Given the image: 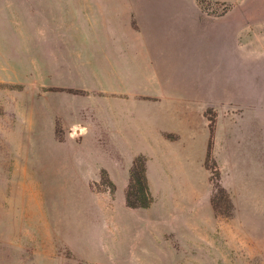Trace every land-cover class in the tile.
<instances>
[{"label":"rangeland","instance_id":"obj_1","mask_svg":"<svg viewBox=\"0 0 264 264\" xmlns=\"http://www.w3.org/2000/svg\"><path fill=\"white\" fill-rule=\"evenodd\" d=\"M188 19L197 35L181 25ZM261 19L264 0H0V264H264V143L260 152L258 141L246 144V71L264 64L255 30ZM111 34L115 47L128 48L113 65L135 76L129 81L157 88L147 76H160L159 90L201 134L206 119L214 120L212 157L230 217L213 210L203 161L197 207L183 192L177 218L155 220L147 236L136 227L118 233L106 214L115 190L103 170L96 173L98 158L74 162L59 154L54 98L42 93L66 90L49 86L75 77L57 70L67 42L94 39L83 43L94 49ZM232 118L242 124L237 152L226 137ZM61 133L56 125V140Z\"/></svg>","mask_w":264,"mask_h":264},{"label":"crops","instance_id":"obj_2","mask_svg":"<svg viewBox=\"0 0 264 264\" xmlns=\"http://www.w3.org/2000/svg\"><path fill=\"white\" fill-rule=\"evenodd\" d=\"M181 23L184 28L190 27L198 34L194 25L190 24V19ZM257 25L255 30L259 34L256 39H260L262 46L264 19ZM184 28L179 29L181 35ZM249 30L251 34L254 29ZM115 37L116 34H111L106 37L113 38L111 40L99 39V48L94 49L83 46V43H93L94 39L83 40L80 37L77 39L79 41H75L79 45L67 42L68 49L59 56L57 70L66 69L69 73L73 71L75 77L49 87L76 89L86 94L80 95L66 90L47 91L42 94L51 93L54 98L53 112L49 119L52 123L53 140L64 149L59 154L64 153L62 156L74 162L75 159L98 158L96 173L99 170L105 171L115 186L114 200L106 203L109 206L106 214L114 219L117 232H132L137 228L147 236V231L155 220L164 224L167 223V218L173 220L181 214L184 209L181 193L188 191L194 207H197V201L201 202L203 199V195L200 199L198 196L202 194L203 187L200 167L203 168L207 151L208 120L204 116V109L202 114L206 119L207 132L201 134L191 128L181 112L182 105H177L176 99L166 89L159 90L160 76H147V83H157V88L129 81L135 76L131 72L118 71L113 65L123 51L128 49L115 47L118 44ZM99 38H102L101 34ZM260 51L264 52V48ZM249 68L246 71V144L256 145L258 141L260 152L261 141L264 143V64L258 68L254 64ZM80 78L87 81L83 82ZM38 107L43 109V106ZM231 120L232 126L228 128L226 137L229 138L228 134L232 136V142L228 141L229 147L231 151L237 152V139L243 134L242 124L241 121L235 122L233 118ZM45 122L48 124L49 120ZM56 125L62 132L60 141L56 140ZM214 136L212 152L215 157L216 131ZM66 148L70 151L65 150ZM138 155L146 158V179L152 196L151 205L144 209H132L125 203L130 168ZM187 163H193L195 168H190ZM194 172L196 177L192 174ZM118 192L123 194V198L120 194L117 202ZM183 198L185 199V193ZM175 204H179V208L174 209ZM143 228L145 231H142ZM160 228V235H163L166 231H163L164 225H160Z\"/></svg>","mask_w":264,"mask_h":264},{"label":"trees","instance_id":"obj_3","mask_svg":"<svg viewBox=\"0 0 264 264\" xmlns=\"http://www.w3.org/2000/svg\"><path fill=\"white\" fill-rule=\"evenodd\" d=\"M56 90V89H55ZM70 93H77L74 90H67ZM209 120V140L207 144V151L204 159V167L211 174V181L213 183V195L211 198L212 207L216 214L230 217L232 215L233 205L229 199L226 191L219 184V170L216 167V162L212 157L213 135H214V120ZM102 174L106 175L105 171ZM108 178V177H107ZM110 192H114V184L107 179ZM221 202L226 211L220 212ZM126 206L132 209L148 208L152 203V196L150 194L147 179H146V158L143 155H138L134 158L129 172V183L125 191Z\"/></svg>","mask_w":264,"mask_h":264}]
</instances>
